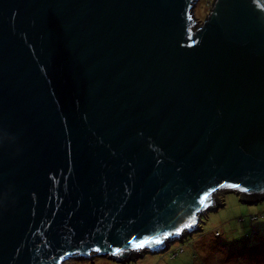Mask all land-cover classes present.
I'll return each instance as SVG.
<instances>
[{"label":"water","instance_id":"obj_1","mask_svg":"<svg viewBox=\"0 0 264 264\" xmlns=\"http://www.w3.org/2000/svg\"><path fill=\"white\" fill-rule=\"evenodd\" d=\"M195 1L0 0V264L126 263L264 198V0Z\"/></svg>","mask_w":264,"mask_h":264},{"label":"rangeland","instance_id":"obj_2","mask_svg":"<svg viewBox=\"0 0 264 264\" xmlns=\"http://www.w3.org/2000/svg\"><path fill=\"white\" fill-rule=\"evenodd\" d=\"M211 0H196L192 11L194 15V21L198 23L204 18L205 13L208 11ZM239 194L233 191H225L220 195L219 203L214 209L205 210L202 212L203 221L201 224V231H199L198 224L190 233H183L175 239H171L164 244L163 249L156 253L148 250L140 251L141 256H135L133 260L127 258L126 263L109 259L105 256H97L90 254L89 259L72 257L65 260L62 264H264V256L246 259L243 261H236L231 258H226L227 255L221 256L220 246L221 242L231 243V237L235 241L231 243L236 245L237 243L244 242L246 244H256V242L264 241V218L258 217L256 220H249V214H257L264 212V198L256 200V203H245L238 200ZM242 217V221H238L237 218ZM255 230V233H252ZM199 231V232H198ZM219 232V238L214 239V233ZM190 235V236H186ZM201 236V237H200ZM214 240L220 243L218 255L212 258L211 253H208L205 243H212ZM187 243H190L189 245ZM225 244V243H222ZM201 245L203 248L201 249ZM229 246V244H226ZM170 246V247H169ZM200 248L202 251L197 250ZM183 247V251L181 248ZM179 251L178 255L174 257L175 252ZM201 253V255L198 254ZM207 256H204V254ZM216 254V253H215ZM174 257V258H173ZM205 258V260H204ZM207 261V262H206Z\"/></svg>","mask_w":264,"mask_h":264},{"label":"trees","instance_id":"obj_3","mask_svg":"<svg viewBox=\"0 0 264 264\" xmlns=\"http://www.w3.org/2000/svg\"><path fill=\"white\" fill-rule=\"evenodd\" d=\"M252 217H253V219H251ZM258 217L263 219L264 218V212H259L257 214H249V220H251V221L256 220ZM203 219H204L203 216H201L199 224H198V227H199L198 230L199 231H201V224H202ZM237 220L242 221V217H238ZM252 233H255V230H252ZM213 235H214V239L219 238L220 233L215 232ZM186 236H190V235H186ZM231 240H232L231 243H233V241H235L234 239H232V237H231ZM222 243H225V244H222ZM231 243H229V241L227 243L221 242V245H224V246H220V250H223V251H220V253H218L220 243L219 242L217 243L216 240H214L210 244L205 243V246L207 248L208 253H211L212 258H215V256L218 254H221V256L227 255L226 258H229L231 256V258L233 260L241 262V261H243V258L250 259V258L257 257V255L260 257L264 256V241L256 242V244H253V245L246 244L244 242L237 243L236 245H234V244L232 245ZM187 244L189 245L190 243H187ZM226 244H229V246ZM196 248H197V250L202 251L201 249L203 248V245H201V249L198 247H196ZM182 251H183V247L181 248L180 252H182ZM200 251H198L199 255H201V253H199ZM174 252H175V255H174V257H175L178 255L179 251H174ZM204 256H207V254L205 253ZM204 260H205V258H204ZM214 262H215V260L213 261V263ZM207 264H210V263L207 262ZM215 264H219V263L216 262ZM220 264H222V263H220Z\"/></svg>","mask_w":264,"mask_h":264},{"label":"snow or ice","instance_id":"obj_4","mask_svg":"<svg viewBox=\"0 0 264 264\" xmlns=\"http://www.w3.org/2000/svg\"><path fill=\"white\" fill-rule=\"evenodd\" d=\"M189 19H191V17H189ZM208 199V197H207V195H205L201 200H200V204L201 205H204L205 207H208V205L205 203V201ZM192 223L194 224L195 223V219H193V221H192ZM189 226H191V225H186V227H189ZM150 243H161V241L160 240H154V241H144V242H142V243H140V244H137V245H135V247H137V248H142V247H144V245L145 244H150ZM117 252H120L121 250L120 249H117L116 250Z\"/></svg>","mask_w":264,"mask_h":264},{"label":"built area","instance_id":"obj_5","mask_svg":"<svg viewBox=\"0 0 264 264\" xmlns=\"http://www.w3.org/2000/svg\"><path fill=\"white\" fill-rule=\"evenodd\" d=\"M251 219H253V217Z\"/></svg>","mask_w":264,"mask_h":264}]
</instances>
